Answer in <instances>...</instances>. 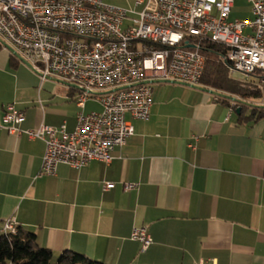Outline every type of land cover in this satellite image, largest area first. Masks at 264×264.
I'll return each instance as SVG.
<instances>
[{"label": "crops", "instance_id": "1", "mask_svg": "<svg viewBox=\"0 0 264 264\" xmlns=\"http://www.w3.org/2000/svg\"><path fill=\"white\" fill-rule=\"evenodd\" d=\"M103 2L132 16L143 7ZM252 17L248 0H233L229 20ZM71 84L35 72L0 43V123L14 102L21 129L72 131L79 111L101 104L89 97L81 109ZM151 88L148 117L125 115L133 134L109 163H58L39 176L44 141L0 129V234L14 218L52 262L71 250L104 264H264V117L239 120L232 102L189 86ZM88 101L95 105L87 111ZM106 181L113 186L104 189ZM142 225L151 237L145 251L131 237Z\"/></svg>", "mask_w": 264, "mask_h": 264}, {"label": "built area", "instance_id": "2", "mask_svg": "<svg viewBox=\"0 0 264 264\" xmlns=\"http://www.w3.org/2000/svg\"><path fill=\"white\" fill-rule=\"evenodd\" d=\"M248 1L252 19L229 20L233 0H136L143 7L133 16L103 0H0V39L42 76L75 84L81 109L89 97L101 104L100 111H79L74 129L66 131L63 124L21 129L24 113L9 102L0 129L44 141L39 176L53 174L58 163L75 169L92 160L109 163L133 134L125 115H149L152 88L144 81L199 84L205 57L189 38L223 45L219 59L260 90L257 104L264 105V0ZM17 227L7 218L1 231L15 235ZM131 237L142 251L151 243L143 225L133 227Z\"/></svg>", "mask_w": 264, "mask_h": 264}, {"label": "trees", "instance_id": "3", "mask_svg": "<svg viewBox=\"0 0 264 264\" xmlns=\"http://www.w3.org/2000/svg\"><path fill=\"white\" fill-rule=\"evenodd\" d=\"M190 42L198 45V51L205 57V65L199 84L223 93L234 95L241 100L259 98L260 90L251 83H244L233 79L229 75L228 65L219 59V55L225 52V47L217 42L189 38ZM256 75V74H255ZM221 100L230 103L231 101L221 97ZM241 106L238 114L239 120L264 117L263 107H247L235 103V108ZM249 108L248 115L244 114L245 109ZM104 264L100 261L87 258L85 255L64 250L52 262L50 250L41 247L35 238L34 233L24 231L19 226L15 235L0 234V264Z\"/></svg>", "mask_w": 264, "mask_h": 264}, {"label": "water", "instance_id": "4", "mask_svg": "<svg viewBox=\"0 0 264 264\" xmlns=\"http://www.w3.org/2000/svg\"><path fill=\"white\" fill-rule=\"evenodd\" d=\"M0 43L5 46L16 58H18L21 62H23L26 66H28L29 68H31L32 70H34L35 72L39 73L37 70H35L30 63H28L24 58H22V56H20L19 54H17L10 46H8L6 43H4L1 39H0ZM193 45H187V47H192ZM146 83H156V82H162V83H177V84H181V85H185V86H189V87H192V88H196V89H199V90H202V91H205V92H208V93H211L213 95H216L218 97H222V98H225V99H228L230 100L231 102L233 103H239V104H242V105H245L247 107H263L264 108V105H257V104H252V103H248V101H245V100H241L239 99L238 97L234 96V95H230V94H227V93H223V92H220V91H217V90H214V89H211V88H208V87H204L202 85H199V84H190V83H186V82H182V81H177V80H171V79H155V80H147V81H144ZM75 87H77L75 84H71ZM126 87V86H124ZM118 89V88H117ZM111 91V90H110ZM103 93V92H102ZM241 106H237L236 109H235V112L237 114H239L241 112Z\"/></svg>", "mask_w": 264, "mask_h": 264}, {"label": "rangeland", "instance_id": "5", "mask_svg": "<svg viewBox=\"0 0 264 264\" xmlns=\"http://www.w3.org/2000/svg\"><path fill=\"white\" fill-rule=\"evenodd\" d=\"M229 75L230 77H232L233 79H236V80H242V76L235 72V71H231L229 72ZM251 77H243V79L245 80H250ZM259 101V99H252L250 101H248V103H252V104H257V102ZM95 105L92 101H88L87 102V111L90 110L92 108V106Z\"/></svg>", "mask_w": 264, "mask_h": 264}]
</instances>
